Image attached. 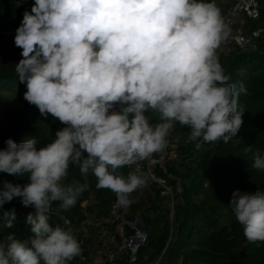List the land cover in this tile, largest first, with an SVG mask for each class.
Segmentation results:
<instances>
[{
	"label": "clouds",
	"instance_id": "obj_1",
	"mask_svg": "<svg viewBox=\"0 0 264 264\" xmlns=\"http://www.w3.org/2000/svg\"><path fill=\"white\" fill-rule=\"evenodd\" d=\"M230 32L215 0H34L24 10L14 35L23 98L64 126L39 148L37 138H8L0 149V173L28 181H0V225L12 228L15 209L3 206L14 198L35 210L26 217L30 238H0V264H70L82 256L72 228L53 226L49 216L54 203L67 212L87 190L70 178V166L128 206L148 181L121 170L178 146L179 136L169 139L175 124L190 129L185 143L198 141L197 149L237 136L247 88L231 81L217 55ZM253 160L264 171V154ZM230 206L246 240L264 242V191L236 190Z\"/></svg>",
	"mask_w": 264,
	"mask_h": 264
},
{
	"label": "trees",
	"instance_id": "obj_2",
	"mask_svg": "<svg viewBox=\"0 0 264 264\" xmlns=\"http://www.w3.org/2000/svg\"><path fill=\"white\" fill-rule=\"evenodd\" d=\"M17 1L23 0H0V33L16 29L24 10L30 11L32 4L21 6ZM261 2V19L264 21V0ZM218 7L221 9L220 5ZM20 53L21 49L14 46V38L0 35V149L6 147L4 141L8 138L17 143L37 138L39 148L51 142L55 131L64 126L51 115L47 119L41 117L38 108L23 98L26 87L19 82L15 72L16 64L22 58ZM217 55L231 81L238 85L242 83L247 88V94L240 95V103L245 109L243 124L237 136L230 140L237 145L239 155L231 157L218 153L214 144H201L197 149L198 141L185 143L190 129L181 128L177 123L171 141L174 142L175 134L181 128L178 132L182 137L179 148H176L178 160L185 155L192 158V165L184 175L174 170L178 160L169 163L168 174L158 166L154 169L156 178L174 190L177 180L182 182V194L174 197L175 217L172 219L175 225L171 226L165 216L163 203L168 206L171 200L165 196V189L159 183L148 181V187L142 192L137 190L131 194L135 199L131 200V216L141 215L149 233V241L140 253L141 264H264V242L254 244L246 240L230 206L236 190L248 193L264 191V171L252 167L253 154L256 151L264 154V39L262 53L234 50ZM150 117L152 123L157 122L155 114H150ZM249 147L252 151L246 152ZM132 167L125 166L121 171L126 176ZM69 174L70 178L75 177L88 185L76 206L69 210L72 220L81 224L87 219L82 203L90 202L92 195L101 215L107 217L109 206L116 200L115 194L108 189L97 190L95 177L91 174L81 176L75 166H70ZM4 180L20 185L28 182L26 177L0 173V181ZM161 195L164 200L160 201ZM155 199L159 202L156 203ZM56 206L58 204L54 203L53 207ZM28 208L22 205L19 197L4 204V210L15 209L16 219L12 228L0 225V238L9 233H14L21 240L32 236L31 225L26 222L30 213ZM169 211L171 217L172 208ZM59 221L55 215L50 219L53 226ZM82 258L87 259L86 253L70 264ZM163 259L165 262H161ZM117 264L129 263L124 257Z\"/></svg>",
	"mask_w": 264,
	"mask_h": 264
},
{
	"label": "built area",
	"instance_id": "obj_3",
	"mask_svg": "<svg viewBox=\"0 0 264 264\" xmlns=\"http://www.w3.org/2000/svg\"><path fill=\"white\" fill-rule=\"evenodd\" d=\"M225 0H222L224 2ZM21 6L31 5L34 0L17 1ZM261 0H231L223 10V16L226 23L229 25L231 32L227 40H225L220 50L222 53L229 54L234 50L251 53H262V41L264 39V27H259L253 22L257 23L261 19L262 12ZM16 29L3 31L0 33L2 36L14 38ZM177 124L174 125V129L170 134L169 139L172 140V135L175 131ZM178 151L176 147H173L170 143L169 146L156 153L154 157L145 160L144 163H139L132 167L133 170H137V174H148L149 178L153 182L159 183L164 189V194H168L172 201V213L174 215V192L177 195H181L183 192L181 180H177L176 189L172 191V188L166 184L165 181L157 179L154 173L156 166L160 167L164 173L168 174L167 166L169 163L178 160ZM171 176V175H169ZM131 199V196H130ZM131 205V204H130ZM130 205L121 206L114 200L109 206L108 216L106 217V225L112 228L114 234L119 238L120 243L118 247H112L102 250V259L97 264H117L119 259L127 258L129 264H141L140 253L149 241V233L146 229V224L143 217L139 214L131 216ZM35 215V210L30 211ZM56 215V208L49 213L50 219ZM68 221L67 225H64V221L61 226L71 227L73 234L76 237V229L73 221L70 218H65ZM102 247L105 244L102 242ZM85 258L78 259L73 264H85ZM158 264V263H156Z\"/></svg>",
	"mask_w": 264,
	"mask_h": 264
},
{
	"label": "crops",
	"instance_id": "obj_4",
	"mask_svg": "<svg viewBox=\"0 0 264 264\" xmlns=\"http://www.w3.org/2000/svg\"><path fill=\"white\" fill-rule=\"evenodd\" d=\"M230 1L231 0H225L224 2L221 3L220 6H221L222 11L225 10L226 5L229 4ZM221 52L222 51L220 49L217 50V54H220ZM146 187H148V184ZM144 188L145 187H143L142 189ZM91 199H92L91 201H94L93 195L91 196ZM88 203H89L88 201H84L82 203V206L85 209V214L87 216V219H86L87 225L90 224L91 231L95 227H98L100 229V231L98 232V234H100L99 236L100 238L96 242L95 240L91 241L90 236L85 235L84 232L81 231L78 234L79 239L77 240L81 244L83 253H86V256H87L86 263L87 264H97L102 259V250L109 249L112 247H117L120 243V240L114 234L112 228L106 225V217L101 215L96 201H94L93 204L90 202L91 206H88ZM28 209H29V212L34 210V208H31V207H29ZM87 225L84 224L81 229H83L84 227L86 228ZM1 227H3V225H1ZM1 227H0V230H1ZM85 239H88V240H85ZM102 242L105 244L104 248L102 247Z\"/></svg>",
	"mask_w": 264,
	"mask_h": 264
},
{
	"label": "rangeland",
	"instance_id": "obj_5",
	"mask_svg": "<svg viewBox=\"0 0 264 264\" xmlns=\"http://www.w3.org/2000/svg\"><path fill=\"white\" fill-rule=\"evenodd\" d=\"M216 2H217V5L219 6V5H221V0H216ZM254 24H255V22H253ZM257 26H259V27H264V21L261 19V21L260 22H258L257 23ZM8 30H5V32H7ZM3 32V31H2ZM181 127V126H180ZM182 128V127H181ZM180 128V129H181ZM179 129V130H180ZM178 130V131H179ZM177 131V132H178ZM176 132V134H175V137L176 136H179L180 137V139H181V134L178 132L177 133ZM175 137H174V140H175ZM214 146H215V149H216V151L218 152V153H221V154H226V155H228V156H231V157H234V156H236L237 154L239 155V149H238V147H237V145H235V144H233L231 141H229L227 144H225V143H223L222 141H220V142H218V143H215L214 144ZM176 148H177V146H175ZM178 148H179V146H178ZM191 160H192V158H190V157H186L185 155H181V159L179 158V160L176 162V166L174 167V170L178 173V174H183L184 175V173L187 171V169L192 165V163H191ZM178 164V165H177ZM140 174H143V175H145L146 177H147V181H150V182H152L151 181V179L149 178V176H148V174H146V173H140ZM139 191H143V189L141 188V189H138ZM172 191H173V189H172ZM132 196V195H131ZM165 196L166 197H168V194L166 195L165 194ZM174 196L176 197L177 196V193H176V191L174 192ZM133 199V196H132V198H131V200ZM161 199H163L164 200V197L161 195V197H160V201H161ZM177 199H178V197H177ZM133 200H135V199H133ZM155 201H156V199H155ZM92 204L94 203V201H90ZM88 203V206H91V203ZM157 202H159V201H156V203ZM174 202H175V199H174ZM155 203V204H156ZM176 203H177V200H176ZM175 203V204H176ZM172 201L170 202V207L169 208H171L172 207ZM156 205H158V204H156ZM168 205V206H169ZM168 206L166 205V203H163V206H162V208H163V210L165 211V216L167 217V219H168V222H169V224L172 226V225H175L174 224V219H172L173 217H175L174 215L173 216H171L170 217V211H169V208H168ZM56 208V215L55 216H58L59 218H60V221L58 222V224H60V225H62V222H63V220L61 219V217H64V218H70L71 220H72V217H71V214H70V212L69 211H67V212H63V211H58V206H56L55 207ZM167 208V209H166ZM72 221H74V220H72ZM73 224H74V226H75V229H76V238L77 239H79V233L82 231V232H84V234L85 235H87V236H90V238H91V241H93V240H95V242L96 241H98L99 240V236H100V234H98V232L100 231V229L98 228V227H95L92 231H91V229H90V224H88L87 225V222H86V220L85 221H83L81 224H78L76 221H74L73 222ZM87 225L86 226V228L84 227L83 229H81L82 227H83V225ZM85 238H87V237H85ZM85 240H88V239H85ZM90 242V241H89ZM119 246V245H118ZM117 246V247H118ZM116 248V247H115ZM161 262H165V259H163Z\"/></svg>",
	"mask_w": 264,
	"mask_h": 264
}]
</instances>
